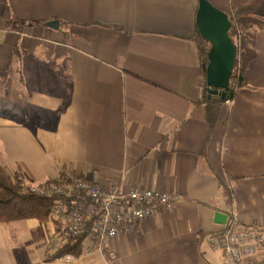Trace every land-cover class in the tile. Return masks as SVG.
Masks as SVG:
<instances>
[{
  "label": "crops",
  "instance_id": "obj_1",
  "mask_svg": "<svg viewBox=\"0 0 264 264\" xmlns=\"http://www.w3.org/2000/svg\"><path fill=\"white\" fill-rule=\"evenodd\" d=\"M209 1L264 21V0ZM197 9L198 0H0L9 29L0 34V162L9 173L56 180L60 161L105 184L181 197L113 239L110 261L97 252L49 259V219L0 222V264H226L208 236L234 213L264 225V29H250L246 85L210 127Z\"/></svg>",
  "mask_w": 264,
  "mask_h": 264
},
{
  "label": "built area",
  "instance_id": "obj_2",
  "mask_svg": "<svg viewBox=\"0 0 264 264\" xmlns=\"http://www.w3.org/2000/svg\"><path fill=\"white\" fill-rule=\"evenodd\" d=\"M8 31V27L0 23V34ZM57 164L61 169L57 181L32 182L16 172L22 192L53 201L48 219L54 221L57 228L50 238V254L67 247L73 243V238L83 234V252L101 253L110 261L116 258L115 251L109 247L113 239L135 232L139 222L160 211H173L181 199L179 193L159 189H127L120 181L105 184L89 172H78L60 161ZM233 217L224 230L208 236L209 243L225 252L226 264H262L264 225H242L235 213Z\"/></svg>",
  "mask_w": 264,
  "mask_h": 264
},
{
  "label": "trees",
  "instance_id": "obj_3",
  "mask_svg": "<svg viewBox=\"0 0 264 264\" xmlns=\"http://www.w3.org/2000/svg\"><path fill=\"white\" fill-rule=\"evenodd\" d=\"M228 16L232 23L229 35L237 47L236 65L230 78L229 88L227 89V98L232 99L236 90L246 85L244 72L247 65L255 57V34L251 32L250 29L254 26L264 29V21L256 17L244 18L233 13H228ZM197 41L200 57L203 62L204 81L206 83L204 65L208 62L207 55L210 49V43L199 33L198 29ZM239 64L240 66H238ZM203 102L206 103L207 122L209 126L212 127L219 118L222 101L219 97L214 96L209 99L207 93H205L203 95ZM57 180L58 179L55 181ZM52 204L53 201L45 197L29 192H22V185L18 180V173L12 175L9 173L6 166L0 162V222H11L34 217L46 220L49 218ZM83 237V234L76 236L73 238V243H69L67 247L59 250L57 253L50 254L49 259L70 255L75 257L81 254L83 252Z\"/></svg>",
  "mask_w": 264,
  "mask_h": 264
},
{
  "label": "water",
  "instance_id": "obj_4",
  "mask_svg": "<svg viewBox=\"0 0 264 264\" xmlns=\"http://www.w3.org/2000/svg\"><path fill=\"white\" fill-rule=\"evenodd\" d=\"M43 24L54 27L58 21ZM196 25L199 33L210 43L208 62L204 65L207 96L209 99L219 97L222 102H226L237 58V47L229 35L231 20L226 11L214 6L209 0H198ZM226 218L225 213H215L217 222L225 223Z\"/></svg>",
  "mask_w": 264,
  "mask_h": 264
},
{
  "label": "rangeland",
  "instance_id": "obj_5",
  "mask_svg": "<svg viewBox=\"0 0 264 264\" xmlns=\"http://www.w3.org/2000/svg\"><path fill=\"white\" fill-rule=\"evenodd\" d=\"M208 60V59H207ZM240 63H241V61H240ZM238 66H240V64L238 65ZM50 254V253H49Z\"/></svg>",
  "mask_w": 264,
  "mask_h": 264
}]
</instances>
